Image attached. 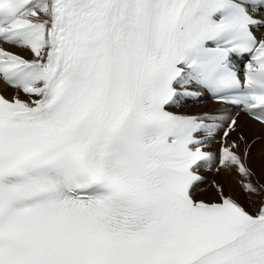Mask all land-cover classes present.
<instances>
[{
	"label": "snow or ice",
	"instance_id": "snow-or-ice-1",
	"mask_svg": "<svg viewBox=\"0 0 264 264\" xmlns=\"http://www.w3.org/2000/svg\"><path fill=\"white\" fill-rule=\"evenodd\" d=\"M0 264H264V0H0Z\"/></svg>",
	"mask_w": 264,
	"mask_h": 264
},
{
	"label": "bare ground",
	"instance_id": "bare-ground-1",
	"mask_svg": "<svg viewBox=\"0 0 264 264\" xmlns=\"http://www.w3.org/2000/svg\"><path fill=\"white\" fill-rule=\"evenodd\" d=\"M177 111L185 114L200 115L203 113H216V112H231L232 109L221 104H214L207 101L206 95L201 96L197 100H187L183 102V106L178 108ZM252 135V133H249ZM253 167L259 176L261 170V157L260 147L257 146L253 151Z\"/></svg>",
	"mask_w": 264,
	"mask_h": 264
}]
</instances>
